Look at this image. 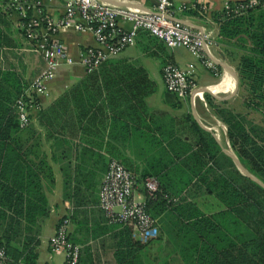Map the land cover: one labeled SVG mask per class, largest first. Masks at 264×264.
Returning <instances> with one entry per match:
<instances>
[{
    "label": "crops",
    "instance_id": "0c3cea01",
    "mask_svg": "<svg viewBox=\"0 0 264 264\" xmlns=\"http://www.w3.org/2000/svg\"><path fill=\"white\" fill-rule=\"evenodd\" d=\"M41 1L54 18L61 15L64 0ZM99 1L145 11L156 7L155 0ZM238 1L241 0H173L175 5L190 7L189 11L175 13L174 19L211 32L215 46L206 54L219 66V76L206 70L185 48H169L143 32L133 45L108 60L120 66H99L87 72L81 58L87 48L95 46L92 32L72 29L58 34L71 63H63L47 82L38 109L30 112L28 126L20 128L11 139V144L38 172L47 198L48 214L38 220L34 230L40 240L37 264H63L64 254L53 253L48 246L63 216L69 218L70 240L80 246L79 264H119L124 258L133 259L134 264H187L182 256L185 243L180 239L184 231L176 213L167 210L155 217L157 236L135 250L128 244L124 226L106 222L98 207L99 190L111 159L120 161L138 178L142 170H152L150 162L154 159L158 158L162 165L171 162L168 141H160L162 137L188 140L192 136L189 117L220 146L216 156L219 163H225L227 157L231 159L227 126L220 114L223 109L240 111L242 105L235 65L226 55L230 49L219 39L213 15L225 3ZM200 4L207 8L202 16L192 11ZM168 61L192 70L196 87L184 99L165 88L162 67ZM44 65L42 56L22 34L18 16L6 10L0 0V79L2 71H11L25 89ZM94 72L99 73L96 83L88 81ZM100 74L112 77L102 79ZM235 103L241 108L237 109ZM199 189L195 193L193 187H188L181 195L170 196L177 202L183 199L182 203L192 204L205 214L225 208L214 194L203 187ZM143 190L139 180L136 199H144Z\"/></svg>",
    "mask_w": 264,
    "mask_h": 264
},
{
    "label": "trees",
    "instance_id": "16d2710c",
    "mask_svg": "<svg viewBox=\"0 0 264 264\" xmlns=\"http://www.w3.org/2000/svg\"><path fill=\"white\" fill-rule=\"evenodd\" d=\"M238 2L228 3L232 7ZM257 2L240 14L226 16L215 12L213 18L219 39L230 49L226 55L235 65L245 110L223 109L220 115L227 126L230 146L240 162L264 182V0ZM192 11L202 16L197 10ZM120 65L106 61L101 67ZM122 65L132 68L129 64ZM100 75L102 79L112 77ZM98 76L94 72L88 81L96 83ZM23 90L13 72H1L0 247L5 249L7 257L2 264H37L40 240L34 230L38 220L48 214L38 172L11 144L20 129L14 105ZM250 112L257 113L258 119L249 118ZM188 119L192 134L188 140L162 137L160 141H168L171 162L162 165L158 158L154 159L150 162L152 170H142L138 178L139 181L151 176L159 185L152 198L143 188L147 210L154 218L167 210L180 217L184 231L180 239L185 243L182 256L187 264H264V188L241 174L230 158L220 164L216 159L220 152L218 143L193 119ZM188 187H193L195 193L203 187L225 208L205 214L192 204L182 203L183 199L169 202L165 197L181 195ZM124 227L129 246L141 249L144 244L130 238L131 231ZM119 264H134V261L124 258Z\"/></svg>",
    "mask_w": 264,
    "mask_h": 264
},
{
    "label": "built area",
    "instance_id": "2783aa9c",
    "mask_svg": "<svg viewBox=\"0 0 264 264\" xmlns=\"http://www.w3.org/2000/svg\"><path fill=\"white\" fill-rule=\"evenodd\" d=\"M3 1L5 9L18 16L22 34L45 63L15 101L19 128L28 126L30 112L38 109L39 97L46 93L47 82L63 63H71L67 48L58 34L72 29L90 31L94 36L95 46L87 48L81 58L87 72L94 71L133 45L138 34L143 32L160 39L169 48H185L206 70L214 76L220 75L219 66L206 54L215 46L211 32L204 28L194 29L173 18L175 13L190 9L185 4L175 5L173 0H155V9L145 11L99 0H64L61 15L54 18L44 10L41 0ZM257 3V0H248L230 7L227 2L220 12L226 16L240 14ZM192 9L201 14L207 12L204 4L193 6ZM162 78L166 90L179 99H184L196 87L192 70L170 61L162 67ZM141 182L148 197H154L159 188L157 180L147 176ZM137 186L138 177L120 161L111 159L100 186L98 207L107 223L129 226L134 240L147 243L157 236L158 226L156 218L146 208L145 199L135 198ZM165 197L169 202L177 200L167 194ZM68 226V216L61 217L55 232L48 239V246L51 252L64 254L63 264H79L80 246L70 240ZM6 258L5 249L0 247V264Z\"/></svg>",
    "mask_w": 264,
    "mask_h": 264
},
{
    "label": "water",
    "instance_id": "95a60500",
    "mask_svg": "<svg viewBox=\"0 0 264 264\" xmlns=\"http://www.w3.org/2000/svg\"><path fill=\"white\" fill-rule=\"evenodd\" d=\"M236 83H238V77L236 75ZM229 152V155L231 157V159L233 160L236 168L238 169V171L243 174L244 176L250 178L251 180L255 181L257 184H259L262 188H264V182L262 180H260L256 175H254L253 173H251L250 171H248L244 165L240 162V160L238 159L237 155L234 153V151L232 150V148L229 145V148L227 150Z\"/></svg>",
    "mask_w": 264,
    "mask_h": 264
},
{
    "label": "rangeland",
    "instance_id": "374dc122",
    "mask_svg": "<svg viewBox=\"0 0 264 264\" xmlns=\"http://www.w3.org/2000/svg\"><path fill=\"white\" fill-rule=\"evenodd\" d=\"M234 106L237 107V109H240V108H241L239 103H238V104L235 103ZM241 110H242V111H245V110H243L242 108H241ZM248 116H249V118H251V119L254 118V119H256V120H257L258 117H259L258 114H257V113H254V112H250ZM245 168H246V167H245ZM246 169H247V168H246ZM247 170H248V169H247ZM248 171H249V170H248Z\"/></svg>",
    "mask_w": 264,
    "mask_h": 264
}]
</instances>
